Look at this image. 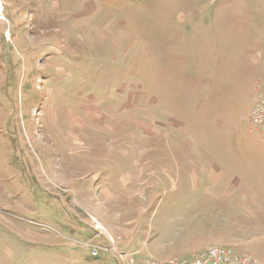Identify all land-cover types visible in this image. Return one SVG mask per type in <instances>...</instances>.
I'll list each match as a JSON object with an SVG mask.
<instances>
[{
	"label": "rangeland",
	"instance_id": "rangeland-1",
	"mask_svg": "<svg viewBox=\"0 0 264 264\" xmlns=\"http://www.w3.org/2000/svg\"><path fill=\"white\" fill-rule=\"evenodd\" d=\"M262 86L264 0H1L0 264L264 262Z\"/></svg>",
	"mask_w": 264,
	"mask_h": 264
},
{
	"label": "built area",
	"instance_id": "built-area-1",
	"mask_svg": "<svg viewBox=\"0 0 264 264\" xmlns=\"http://www.w3.org/2000/svg\"><path fill=\"white\" fill-rule=\"evenodd\" d=\"M251 118L253 125L264 131V86L258 91L255 104L252 108ZM95 228L96 236L101 237L99 226ZM111 246L91 245L92 255L98 256L100 251L110 253L114 257L115 264H264L256 257L237 251L232 246H210L201 250L196 255L188 258L161 259L156 256H138L136 253L119 250L115 246V240L110 237ZM110 255V256H111ZM111 256V257H112Z\"/></svg>",
	"mask_w": 264,
	"mask_h": 264
},
{
	"label": "crops",
	"instance_id": "crops-1",
	"mask_svg": "<svg viewBox=\"0 0 264 264\" xmlns=\"http://www.w3.org/2000/svg\"><path fill=\"white\" fill-rule=\"evenodd\" d=\"M225 235V234H224ZM241 239L242 238H240V237H237V239H235V237H233V238H227V239H220V240H218L219 242H214V241H210V243L209 244H212V243H222V242H224L225 243V246H228V245H235V244H241V245H243L242 247H244V248H246L248 245V242H250V239H248V240H242V242H241ZM237 240V241H236ZM208 244V243H207ZM209 246H217V245H209ZM208 246V247H209ZM200 249V248H199ZM260 249V248H259ZM163 258H165V259H168V258H172V257H170V256H168V257H163Z\"/></svg>",
	"mask_w": 264,
	"mask_h": 264
},
{
	"label": "trees",
	"instance_id": "trees-1",
	"mask_svg": "<svg viewBox=\"0 0 264 264\" xmlns=\"http://www.w3.org/2000/svg\"><path fill=\"white\" fill-rule=\"evenodd\" d=\"M52 49L59 50L56 44L52 46Z\"/></svg>",
	"mask_w": 264,
	"mask_h": 264
},
{
	"label": "bare ground",
	"instance_id": "bare-ground-1",
	"mask_svg": "<svg viewBox=\"0 0 264 264\" xmlns=\"http://www.w3.org/2000/svg\"><path fill=\"white\" fill-rule=\"evenodd\" d=\"M1 1V0H0Z\"/></svg>",
	"mask_w": 264,
	"mask_h": 264
}]
</instances>
